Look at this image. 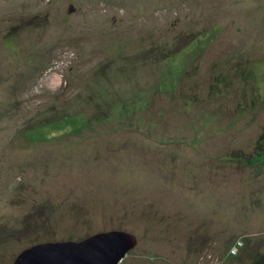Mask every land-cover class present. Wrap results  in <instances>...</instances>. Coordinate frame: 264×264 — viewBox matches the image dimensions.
<instances>
[{
	"label": "rangeland",
	"instance_id": "1",
	"mask_svg": "<svg viewBox=\"0 0 264 264\" xmlns=\"http://www.w3.org/2000/svg\"><path fill=\"white\" fill-rule=\"evenodd\" d=\"M263 137L264 0H0V264L110 230L256 263Z\"/></svg>",
	"mask_w": 264,
	"mask_h": 264
},
{
	"label": "water",
	"instance_id": "2",
	"mask_svg": "<svg viewBox=\"0 0 264 264\" xmlns=\"http://www.w3.org/2000/svg\"><path fill=\"white\" fill-rule=\"evenodd\" d=\"M70 11L72 5L69 6ZM137 244L125 230L97 232L81 240L37 243L24 248L12 264H118Z\"/></svg>",
	"mask_w": 264,
	"mask_h": 264
},
{
	"label": "trees",
	"instance_id": "3",
	"mask_svg": "<svg viewBox=\"0 0 264 264\" xmlns=\"http://www.w3.org/2000/svg\"><path fill=\"white\" fill-rule=\"evenodd\" d=\"M263 140H264V137H263ZM259 146H262V145L259 144ZM258 148H260V147H258ZM260 149H264V148L261 147ZM253 160L254 159H251V158L248 159V161H253ZM261 262H264V257L259 258V260L256 263H253V264H261Z\"/></svg>",
	"mask_w": 264,
	"mask_h": 264
}]
</instances>
